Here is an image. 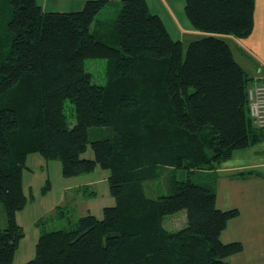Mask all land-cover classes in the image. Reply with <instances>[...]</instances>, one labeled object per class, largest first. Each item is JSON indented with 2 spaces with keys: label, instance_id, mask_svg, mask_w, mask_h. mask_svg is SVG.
<instances>
[{
  "label": "trees",
  "instance_id": "16d2710c",
  "mask_svg": "<svg viewBox=\"0 0 264 264\" xmlns=\"http://www.w3.org/2000/svg\"><path fill=\"white\" fill-rule=\"evenodd\" d=\"M1 3L12 16L0 34V204L8 221L0 264H13L24 237L16 214L27 205L23 171L32 154L59 161L65 177L108 170L115 203L102 219L87 214L74 228L42 229L26 264H228L241 253L240 242L221 240L239 210L217 208L213 175L193 177L259 140L248 108L252 80L221 38L251 35L255 0H186L192 27L212 36L192 41L185 59L183 43L146 0L121 1L113 42L108 20H96L107 0L65 13L0 0V19ZM87 59L108 61L107 84L93 83ZM89 145L94 159L82 158ZM167 169L188 178L173 176L167 193L151 197L146 184ZM181 212L187 226L166 228V217Z\"/></svg>",
  "mask_w": 264,
  "mask_h": 264
},
{
  "label": "rangeland",
  "instance_id": "374dc122",
  "mask_svg": "<svg viewBox=\"0 0 264 264\" xmlns=\"http://www.w3.org/2000/svg\"><path fill=\"white\" fill-rule=\"evenodd\" d=\"M112 1V5L104 8L103 13L96 20L106 21L105 33L108 41L113 42L112 20L118 15L121 1ZM152 14L159 15L165 26L170 31L173 39H183V59H185L189 43L204 36H212L195 30L185 13L186 0H146ZM7 6V7H6ZM2 15L0 19V34H7V23L12 16V8L6 3H1ZM96 24V23H95ZM94 24V26H95ZM95 28V27H94ZM92 27V30H94ZM99 31V30H98ZM100 32V31H99ZM194 33V34H192ZM101 36V34H99ZM86 70L92 75L96 85L107 84L106 67L107 60L87 59ZM65 112L70 127L75 124L74 105L67 101ZM100 131H92L93 137H97ZM91 145L82 155L84 159H94ZM174 169H167L163 176L166 178L147 183L149 195L156 198L158 195L169 191V185L175 176L177 181L188 178L187 171L178 170L174 175ZM195 172H203L195 169ZM23 186L27 196V205L16 214V220L23 227L24 237L17 247L13 264H26L35 259L38 236L42 229L58 230L77 225L81 217L91 213L103 218V209L112 205L108 177L109 171L97 167L94 171L76 177H65L62 174V165L57 160H46L39 154L28 157L26 168L23 171ZM202 177V181L207 180ZM192 178V177H191ZM198 182V178L193 177ZM89 185V186H88ZM186 213L181 212L165 219L166 227L172 231L182 230L187 226ZM8 227V221L3 204H0V230ZM74 228V226H72Z\"/></svg>",
  "mask_w": 264,
  "mask_h": 264
},
{
  "label": "crops",
  "instance_id": "0c3cea01",
  "mask_svg": "<svg viewBox=\"0 0 264 264\" xmlns=\"http://www.w3.org/2000/svg\"><path fill=\"white\" fill-rule=\"evenodd\" d=\"M36 1L45 12L65 13L81 10L88 0ZM107 1L105 8L112 5L111 0ZM221 38L230 45L235 60L252 80L250 84L264 83V0H255L254 27L250 36L245 39L234 36ZM176 40L183 43V39ZM258 134L257 142L233 151L213 170L197 174L198 182L204 183L205 180L201 179L206 175L216 178L214 191L218 209H238L240 212L237 218L228 222L221 234L223 243L240 242L243 245L241 253L227 259L228 264H264V130ZM114 201H111L112 205Z\"/></svg>",
  "mask_w": 264,
  "mask_h": 264
},
{
  "label": "built area",
  "instance_id": "2783aa9c",
  "mask_svg": "<svg viewBox=\"0 0 264 264\" xmlns=\"http://www.w3.org/2000/svg\"><path fill=\"white\" fill-rule=\"evenodd\" d=\"M248 108L254 124L264 130V83H256L249 87Z\"/></svg>",
  "mask_w": 264,
  "mask_h": 264
}]
</instances>
